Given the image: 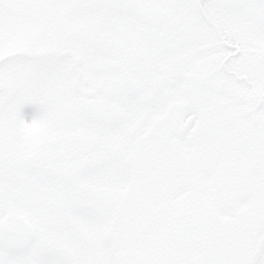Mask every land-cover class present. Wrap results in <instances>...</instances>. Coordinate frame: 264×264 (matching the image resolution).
<instances>
[{
  "label": "snow or ice",
  "instance_id": "1",
  "mask_svg": "<svg viewBox=\"0 0 264 264\" xmlns=\"http://www.w3.org/2000/svg\"><path fill=\"white\" fill-rule=\"evenodd\" d=\"M0 264H264V0H0Z\"/></svg>",
  "mask_w": 264,
  "mask_h": 264
}]
</instances>
